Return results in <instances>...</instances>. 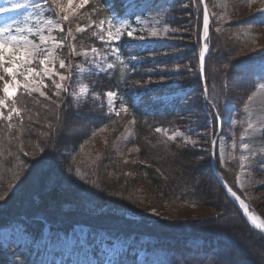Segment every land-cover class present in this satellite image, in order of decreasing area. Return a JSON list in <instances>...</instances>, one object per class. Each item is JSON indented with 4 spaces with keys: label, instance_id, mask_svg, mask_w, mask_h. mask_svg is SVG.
<instances>
[{
    "label": "trees",
    "instance_id": "16d2710c",
    "mask_svg": "<svg viewBox=\"0 0 264 264\" xmlns=\"http://www.w3.org/2000/svg\"><path fill=\"white\" fill-rule=\"evenodd\" d=\"M206 3L209 9V0ZM182 6L188 8V15L193 13L190 21L193 43L189 50L180 48V41L173 40L176 37L173 35H169L168 40L147 43L123 37L119 42L122 58L130 49L138 61L123 68L113 60L116 67L112 70H88L84 80L94 99L77 103L65 91L55 95L58 90L53 81L46 79L45 96L19 90L8 101L9 105L14 101L21 114L17 117L13 113L11 121L0 119V197H4L0 200V228L17 219L25 224L32 241L46 225L52 232L84 225L90 232L131 239L133 244L119 255L117 264H262L255 256L264 254V233L247 222L210 167L211 141L217 128L215 110L205 102L212 135L203 149L198 150L181 138L169 140L155 132L156 127L178 123L191 94L194 102L204 100L198 74L202 29L199 0H173L164 22L174 30L189 29L187 18L182 16ZM52 10H57L54 5ZM123 10V0H94L92 5L77 11L78 15L61 21L64 45L59 55L69 72L79 61L73 48L80 51L103 45L93 35L95 29L88 26L87 20H107L112 14L121 15ZM75 17L80 20V26H86L85 31L75 30L78 25ZM214 33L211 24L210 51L203 78L209 99L217 105L223 94L220 86L223 76L220 75L224 62L229 63L228 59L226 61L229 55L221 58L220 51L225 49L227 53L228 49H235L239 55L237 59L241 58L240 64L263 58L264 47L259 46V42H253L249 47V41L235 38L221 40ZM186 60L187 70L178 69L177 78L183 81L184 72L188 71L191 81L175 85L172 82L167 86L154 80L159 77L157 72L161 68L185 69L183 63ZM213 71L218 77L216 82L221 81L214 89L210 87ZM67 87L71 88V85ZM180 88L188 90L182 101L175 98L168 104L158 97L162 92ZM107 91L118 93V102L129 106V114L121 112L117 116L104 105H98ZM138 91L142 94L135 99ZM217 109L220 115L221 106ZM77 117L89 121L82 131L67 135L65 124ZM133 119L135 124L129 123ZM9 123L12 128H8ZM93 132L102 134V142L101 147L90 149L85 146V140ZM137 148L139 151H134ZM216 152L214 159L218 173L245 201L234 183L235 167L221 166ZM196 158L204 162L203 173L196 167L195 163L199 164ZM175 161L182 165L179 172V166H172ZM205 174L216 188L204 180ZM199 206H207L214 212L210 220L183 218L177 214L180 213L178 210ZM149 207L169 212L171 217L149 219L142 214ZM131 249H143L140 263L135 262L136 253L131 254ZM2 253L5 252L0 246V264H6L7 259ZM17 254L24 264H38L36 257L27 250L19 249Z\"/></svg>",
    "mask_w": 264,
    "mask_h": 264
},
{
    "label": "rangeland",
    "instance_id": "374dc122",
    "mask_svg": "<svg viewBox=\"0 0 264 264\" xmlns=\"http://www.w3.org/2000/svg\"><path fill=\"white\" fill-rule=\"evenodd\" d=\"M93 1L94 0H88L87 4L92 5ZM172 1L173 0H123V13L121 15L112 14L110 18L117 26H120L122 21H128L131 28L136 29V37H145L144 40L129 38L125 33L123 37L130 41L137 40L138 43H147L152 42L153 40L162 41L170 39L169 35H173L176 36V39L174 38L173 40L177 42L180 41L182 45L180 48L187 51L191 48V44L193 43V29L191 26L192 24L190 23L193 13L192 15H188V8L182 6V13L184 12L182 16L187 18V27H189V29L181 28L185 35H183L181 29H171L165 24L164 20L166 14L170 10ZM13 2L25 4L26 7L11 13L0 15V26L5 23H15L24 28H33L31 34H25L28 35V38L32 40L34 45L39 46L42 54L36 58L34 64L31 66L35 67L38 71H42L43 66L39 64V60L45 58L47 52H51L55 59L53 61L52 58H49L47 66L53 68L54 71L59 74L70 77L62 82L65 88L68 85L72 86L71 88L67 87V91H65L66 94L77 103L86 99L88 100L89 98L90 100L91 98L94 99L93 92L87 84V81L84 80V76H86V72L91 69L106 71L107 63H112V61L115 60V58L110 55V46L103 43L101 47L90 46L89 48L80 51L75 49V53L78 54L74 55L79 56V61L75 63L71 72H69V69L66 67L64 69L59 67V60L62 59L59 55V51L62 47H57L58 44L64 43L61 31V21L63 20V16L67 15L69 17L74 14L78 15L79 13L76 12L82 11L84 7L88 5L85 4L83 7H78L80 0H72L71 5H69L68 0H59V5L51 4V0H49L48 4H45L44 0H13ZM37 4L40 5L39 8L33 7V5ZM53 5L57 9L56 12L52 10ZM209 5V13L212 21L210 24H213L215 36L217 35L221 40L225 41L229 38L241 39V41L245 40L244 42L249 41L248 43L251 44H249V47L252 46L253 42H259V46L264 47V23L247 22L254 14L258 13L260 9L264 8V0H209ZM8 6H10L8 0H0V7ZM61 6L64 9L63 12L60 10ZM53 14H55V16ZM9 16L12 17L11 20L8 19ZM259 19L260 17L257 16V20ZM100 20L107 22L106 19L87 20V23H89L88 26H92L93 30L95 29L94 31L97 32L98 29L95 25L98 24ZM49 21L50 23H48ZM79 22L80 20L75 17V24H78ZM105 27H107V23L105 24ZM75 28L77 31V28L86 29V26H80L78 24ZM153 28L160 32H163L165 28H168L169 32L167 35L153 38L149 35ZM40 29H43V31L38 32ZM217 29H219V31H217ZM178 32H180L179 35L177 34ZM41 35L44 37V41H41ZM105 39H107V37H105ZM98 40H100L99 37ZM248 43H246V47L248 46ZM229 45L231 47V44ZM92 47H96L99 53V55L95 57V64L87 62L93 59V54L91 53ZM85 52L88 53L87 57L83 55ZM230 53H232L231 58L229 57ZM222 55H224L225 58L229 55L228 58H226V61L228 59L229 63L224 62L225 64L222 68V74L220 75L221 77L223 76L222 83H220L221 81L219 82L220 86H222L223 94L220 100H216L218 101L217 106H221L222 111L220 116L223 117V123H220V134L217 138L214 149L217 151V157L221 166H227L230 164L235 167V186L245 198V203H247L253 211H251L250 208L249 210L251 212H256L264 221V101L262 102V98L264 97V87H261V85L264 84V57L255 59L251 62L238 64L241 58L237 59L239 55H237L235 49L232 51L228 49L227 53L225 52V49H222L219 53V57L222 58ZM133 56H135V52L130 49L124 54L123 59L128 66L138 61V59L133 61L131 59ZM105 57L107 62H105ZM183 64L185 69H183V67L161 68V71L157 72L160 74L159 77L154 78V80L159 85L162 84L167 86L171 85L172 82L175 85L179 82L187 80L191 81L192 77L188 71V73L184 72L185 75L183 76V81H180L177 78L180 72L176 69H182V71L187 70V60ZM97 65L100 67H97ZM211 76H213V79L210 80V87H213L214 89V87H217L219 84L215 79L218 77H216L215 71L212 72ZM18 79L21 81L23 80L22 77H18ZM35 79L38 81L41 78L36 77ZM46 79L49 78H43L44 85L46 84ZM199 79L202 81L203 89H205L206 87L203 78L201 77ZM55 80L56 82H60L59 76H56ZM2 87L3 82H1V89ZM19 90L25 89H17L16 93ZM43 90L44 87L42 86L40 91L44 92ZM187 91V88H180L174 92H162L161 94H158V97L162 102L171 104L175 98H179L182 101V99L185 98ZM31 93L41 96L39 92ZM105 93L97 103L98 105H104L106 110L110 111ZM141 94L142 93L138 91L134 98L137 99ZM2 96L3 92L0 91V97ZM249 96L252 97L251 100L248 99ZM97 99H99V97H97ZM193 100L194 95L191 94L190 99L181 110L182 115L180 116L178 123L169 126H160L163 129H168L167 134L164 132L160 133L168 138V135H171L172 132L179 130L183 135L178 138H181L184 142L186 140L189 141L187 144L194 145L193 147L199 150L203 149V145L208 143V140L212 135V130L208 127L211 119L209 116V110L205 105V100H195V102ZM119 105L120 102H118V99L116 98L115 107L117 110H119ZM3 111L6 116L8 111L7 108L3 109ZM86 121L89 120H83L81 117H79V119L78 117L77 119H70L65 124L67 128L65 133L70 135L74 131H82V128L84 129L86 125ZM249 125H251V128ZM215 134L212 136V141ZM241 137H244L243 142L248 144L247 149H241L239 147L242 142ZM101 142L102 134L99 132H93L87 140H85V146L92 149L96 146H100ZM234 142L237 145L235 149L232 147ZM241 156L245 157L243 162L244 167H241ZM196 159H194V161ZM199 160L200 158L197 159L199 164L197 162L195 164L198 170L202 172L204 171L202 167L204 162H200ZM172 166L176 168L179 166L177 172H179V168H182L181 163L178 165L176 161ZM237 177H239V181H237ZM204 180L206 182H211L213 187H217L206 174L204 175ZM178 211L180 212L177 213L178 216L189 219L210 220L214 214V212L207 206L184 208L181 211ZM142 214L149 219L170 216L169 212H164L155 207L147 208ZM132 244L131 239L113 237L103 232H90L89 228L84 225H75L66 231L57 232L50 231L49 226L46 225L42 228L41 234L34 239V241H32L26 232L25 224L17 219L11 221L8 226L0 228V246L5 252L2 253V255L3 258L7 259L6 264H9L10 262L24 264L22 258L17 254L19 249L27 250L32 256H35L38 264H88L90 260L94 259L102 261L111 259L116 262L117 259H119V255H123ZM135 253V262L140 263L144 251L143 249H131V254ZM255 257L259 262L264 264L263 253H258V256Z\"/></svg>",
    "mask_w": 264,
    "mask_h": 264
},
{
    "label": "snow or ice",
    "instance_id": "6c2138e0",
    "mask_svg": "<svg viewBox=\"0 0 264 264\" xmlns=\"http://www.w3.org/2000/svg\"><path fill=\"white\" fill-rule=\"evenodd\" d=\"M8 3L10 6L8 7H0V15H3L5 13H11L14 11H17L18 9L26 7L25 4L19 3V2H13V0H8ZM45 4L49 3V0H44ZM69 5L72 4V0H68ZM88 3V0H80V3L78 7H83L85 4ZM201 4H205V0H200ZM51 4L59 5V0H51ZM33 7L39 8L40 5H33ZM61 12L64 11L63 7H60ZM55 16V14H53ZM257 16L260 17L259 20H257ZM9 20L12 19L11 16L8 17ZM63 19L66 21L68 20V16H63ZM249 23L252 22H259L264 23V8L260 9L258 13L254 14L249 21ZM50 23V21L48 22ZM107 23V27H105V24ZM59 27V25H58ZM95 27L98 29L97 32H94V36H98L100 41L102 43H105L110 46V55L115 58V60L119 63L120 66L123 68H127L128 64L125 63V60L122 58V45L121 42L124 34H127V37L129 38H138L140 40H144V36H135L136 29L131 28L128 21H122L120 26H117L113 23L112 19L109 18L107 22L104 20H100L98 24L95 25ZM84 28H77V32L85 31ZM43 31V29L38 30ZM61 31L63 29L61 28ZM143 31V29H142ZM219 31V29H217ZM33 32L32 27H21L18 24H3L0 26V82H3V87L0 89V91L3 92V96L0 97V119H4L7 121H11L13 118V113L17 117L20 116V110L17 109L15 102L13 101L11 105L8 104V101L12 99L13 96L16 95V90L23 88L28 93L31 92H39L41 96H44L45 93L40 91V88L46 87L47 85L43 84V78L47 77L49 79L53 80V83L55 85V88L58 90L55 95H59L60 91H67V88L64 87L63 81L66 79H69L70 77H67L65 75L59 74L54 71L53 68L48 67L49 58H52L54 61V57L52 56L51 52H47V55L45 58L39 60V64L42 67V71H38L35 67H32L31 65L34 64L36 58L40 56L41 49L38 45H34L32 40L28 38V35L25 33L31 34ZM169 32L168 28H165L163 32H160L159 30L153 28V30L149 33L150 37L157 38L163 35H167ZM107 37V39H105ZM41 41H44V37L40 36ZM210 13L207 10V5H205L204 9V15H203V35L200 37V41L202 43V47L199 51V63H200V69L201 74L203 75L204 69H205V62L207 58V54L210 51ZM128 45H124V47H127ZM57 47H63V44H58ZM72 52L75 53V49H72ZM91 53L93 54V59L87 61L88 63L95 64V57L99 55L98 49L96 47L91 48ZM85 57H87L88 53H83ZM133 61L137 59V57L133 56L131 57ZM105 62L106 57H105ZM135 67V64L132 65ZM59 67L61 69H64L66 67V63L64 59L59 60ZM97 67H100L97 65ZM116 67L113 63H107V69L106 70H112ZM178 71V69H177ZM59 76V81L56 82L55 77ZM18 77H22L23 80H19ZM36 77H40V80H36ZM121 78H123V73H121ZM35 85V86H34ZM261 87H264V84L261 85ZM86 91V90H85ZM204 100L208 105L213 108L215 111L213 112V115L215 119L223 123V117L218 114L217 105L213 103L209 97H208V90L207 88L204 89ZM107 97V104L110 108V111H114L117 116L120 115L121 112L125 114H129L130 109L129 106L125 103H120L119 110L116 109V98L118 96V93L115 91H107L105 93ZM249 100L252 99L251 96L248 97ZM7 108V115H4L3 109ZM129 123L135 124V120H131ZM251 128V125H249ZM8 128H12V124H8ZM155 132L160 133L164 132L165 134L168 133V129H163L161 127H156ZM183 133L179 130L172 132L171 135H168L169 140H175L178 137H181ZM241 144L239 147L241 149H247L248 144L243 142L244 137H241ZM186 143L189 141H185ZM232 147L235 149L237 145L235 142L233 143ZM134 151H139V149H134ZM241 167H244V160L245 157L241 156ZM237 181H239V177H237ZM227 189V192L231 194L232 197H234L237 201H239V206L241 209H243L244 214L248 217V219L256 226L257 229H264V221H259V218L252 214L249 210V206L245 203L243 199L240 198V196L237 195L235 191L232 190L231 187H229L227 184L224 185ZM4 199V197H0V200ZM88 264H115V262L111 259L107 261H102L98 259L90 260Z\"/></svg>",
    "mask_w": 264,
    "mask_h": 264
},
{
    "label": "water",
    "instance_id": "95a60500",
    "mask_svg": "<svg viewBox=\"0 0 264 264\" xmlns=\"http://www.w3.org/2000/svg\"><path fill=\"white\" fill-rule=\"evenodd\" d=\"M205 5L206 4H201L202 6V14L204 15V9H205ZM201 47H202V43H201ZM198 64H199V71H200V74H201V69H200V63H199V60H198ZM218 130L213 138V141H212V145H211V150H210V167H211V170H212V173L213 175L215 176L216 180L218 181V183L220 184V186L222 187L223 191L230 197V199L237 205V207L242 211V213L244 214L243 212V209L240 208L239 204L233 199V197L231 196L230 193L227 192V189L225 188V182L223 181V179L220 177L218 171L216 170V167H215V163H214V146H215V142L217 141V138L220 134V122H218ZM245 215V214H244ZM249 223L250 220H248ZM255 227V226H254ZM256 228V227H255ZM262 232H264V229H258Z\"/></svg>",
    "mask_w": 264,
    "mask_h": 264
},
{
    "label": "bare ground",
    "instance_id": "6f19581e",
    "mask_svg": "<svg viewBox=\"0 0 264 264\" xmlns=\"http://www.w3.org/2000/svg\"><path fill=\"white\" fill-rule=\"evenodd\" d=\"M72 87V86H71ZM264 101V97L262 98V102ZM263 105V103H262ZM233 199L239 204V201H237L234 197ZM251 212V211H250ZM252 214H254L253 212H251ZM255 215V214H254ZM256 216V215H255ZM259 221H262V219L259 217ZM253 224V223H252ZM254 225V224H253ZM255 226V225H254ZM256 227V226H255Z\"/></svg>",
    "mask_w": 264,
    "mask_h": 264
}]
</instances>
